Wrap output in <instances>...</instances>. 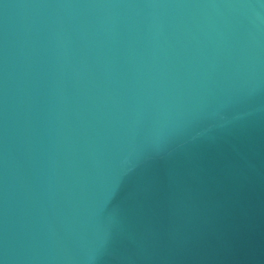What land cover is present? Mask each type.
<instances>
[{"label":"water","instance_id":"1","mask_svg":"<svg viewBox=\"0 0 264 264\" xmlns=\"http://www.w3.org/2000/svg\"><path fill=\"white\" fill-rule=\"evenodd\" d=\"M0 264H264V0H0Z\"/></svg>","mask_w":264,"mask_h":264}]
</instances>
